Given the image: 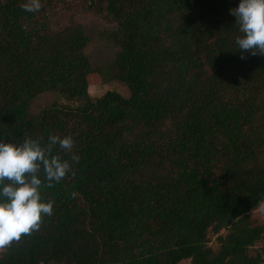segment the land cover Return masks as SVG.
Listing matches in <instances>:
<instances>
[{
  "label": "trees",
  "instance_id": "trees-1",
  "mask_svg": "<svg viewBox=\"0 0 264 264\" xmlns=\"http://www.w3.org/2000/svg\"><path fill=\"white\" fill-rule=\"evenodd\" d=\"M24 2L0 0V139L73 147L52 150L70 164L42 184L53 214L0 264H264V55L236 49L238 0ZM72 9L113 24L112 60L93 67L73 14L52 26ZM97 78L127 95L91 97ZM45 92L76 105L30 112Z\"/></svg>",
  "mask_w": 264,
  "mask_h": 264
},
{
  "label": "clouds",
  "instance_id": "clouds-1",
  "mask_svg": "<svg viewBox=\"0 0 264 264\" xmlns=\"http://www.w3.org/2000/svg\"><path fill=\"white\" fill-rule=\"evenodd\" d=\"M22 7L25 12H38L41 0H25ZM230 12L239 26L236 49L264 55V0H238ZM54 146L70 151L73 140L57 135H50L46 144L28 137L22 143L0 139V250L39 230L42 217L53 214V202L41 196L42 184L51 187L70 168L68 161L52 155ZM78 159L73 155V160Z\"/></svg>",
  "mask_w": 264,
  "mask_h": 264
},
{
  "label": "rangeland",
  "instance_id": "rangeland-1",
  "mask_svg": "<svg viewBox=\"0 0 264 264\" xmlns=\"http://www.w3.org/2000/svg\"><path fill=\"white\" fill-rule=\"evenodd\" d=\"M72 14L75 20L83 26L86 35L89 38L86 54L89 57L93 67L97 68L107 61L112 60L115 53L117 52V48L107 43L103 39V34L110 31L113 28V24L93 13L80 12L77 9H72L60 12L54 20L52 26L56 28L65 24ZM108 90H115L122 95H127L126 86L119 81L103 83L100 78H97L96 80L94 79L89 83L88 93L91 97H98ZM52 103H72L76 105L75 102H69L54 92H45L40 94L31 102L30 112L38 113L43 108L51 105ZM251 217L257 222L264 224V202L258 209L251 212ZM221 232L225 233V231ZM215 237V235L209 234V245L213 249H216L218 246ZM261 246V243H257L253 248H251V253L256 250H260ZM179 264L190 263L189 260H184Z\"/></svg>",
  "mask_w": 264,
  "mask_h": 264
}]
</instances>
